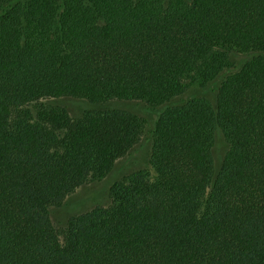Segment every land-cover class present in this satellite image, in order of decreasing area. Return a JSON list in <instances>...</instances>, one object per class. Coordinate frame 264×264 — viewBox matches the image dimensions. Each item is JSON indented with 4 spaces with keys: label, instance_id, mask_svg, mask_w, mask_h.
Here are the masks:
<instances>
[{
    "label": "trees",
    "instance_id": "16d2710c",
    "mask_svg": "<svg viewBox=\"0 0 264 264\" xmlns=\"http://www.w3.org/2000/svg\"><path fill=\"white\" fill-rule=\"evenodd\" d=\"M0 264H264V0H0Z\"/></svg>",
    "mask_w": 264,
    "mask_h": 264
},
{
    "label": "rangeland",
    "instance_id": "374dc122",
    "mask_svg": "<svg viewBox=\"0 0 264 264\" xmlns=\"http://www.w3.org/2000/svg\"><path fill=\"white\" fill-rule=\"evenodd\" d=\"M242 58L244 56H241L240 59ZM50 102L57 103L55 100H51ZM61 104L68 106L73 116L78 115L84 108L90 106L87 102L76 100H63ZM120 104L112 103V106H120ZM122 106L134 109L140 114L147 116V122L146 124L144 123V131L139 143L128 156L116 162L113 170L105 178L88 181L73 193L69 194L65 198L63 206L52 209V220L57 227H63L71 216L86 212L97 205H107L110 202V187L115 181L139 170H145L151 177L155 175V171L150 164V156L153 147V129L157 114L136 104ZM226 150L227 143L224 141L221 133L217 132L214 148L217 167L220 166Z\"/></svg>",
    "mask_w": 264,
    "mask_h": 264
}]
</instances>
